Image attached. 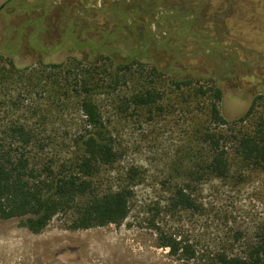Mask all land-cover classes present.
I'll use <instances>...</instances> for the list:
<instances>
[{
    "label": "rangeland",
    "instance_id": "obj_1",
    "mask_svg": "<svg viewBox=\"0 0 264 264\" xmlns=\"http://www.w3.org/2000/svg\"><path fill=\"white\" fill-rule=\"evenodd\" d=\"M5 2L0 0V6ZM120 2L128 5V0H10L0 9V125L17 122L31 128L37 136L33 155L39 158L43 146L41 156L58 169L74 153V135L86 129L81 98L72 88L82 76L85 87L98 92L93 100L117 153L91 181L99 192L131 191L129 213L118 224L72 230L76 211L70 209L34 234L20 218L0 219V264H214L219 254L243 256L264 222V169L241 161H233L227 180L206 181L194 192L202 205L199 213L171 207L168 187L182 185L200 153L205 154V144L198 141L208 126L205 101L193 95V87L176 91L165 76L159 82L163 98L153 106L125 102L122 90L113 86L112 66L132 61L134 54L122 44L103 53L84 40L100 39L104 24L121 20L111 15ZM205 3L209 10L197 28L182 20H173L174 26L187 35L180 49L188 65L194 66L196 52H210V65L226 73L222 112L234 118L255 96L264 98V0ZM155 10L159 27L150 29L162 39L172 31L161 24L164 11ZM183 16L190 18L188 12ZM78 26L86 31L77 33ZM165 53L169 59L170 52ZM169 239L183 241L184 259L163 246Z\"/></svg>",
    "mask_w": 264,
    "mask_h": 264
},
{
    "label": "trees",
    "instance_id": "obj_2",
    "mask_svg": "<svg viewBox=\"0 0 264 264\" xmlns=\"http://www.w3.org/2000/svg\"><path fill=\"white\" fill-rule=\"evenodd\" d=\"M205 2L208 0H198L195 4L191 0H128V5L114 3L116 8L111 9V15L121 16V20L114 22L113 18L112 22L104 24L100 39L84 38L88 46L103 53L106 52L103 49L108 51L116 44H122L124 50L134 54L128 63H114L115 73H111L113 86L122 90L128 105L151 107L162 100L159 82L165 76L170 77L176 91L193 87V95L205 101L203 107L208 126L203 133H198V141L206 146L203 149L205 154L200 153L182 185L168 187L172 191L171 207L178 212L192 210L199 213L202 205L196 201L194 192L206 181L227 180L233 161L264 169V98L255 96L242 115L234 118L225 116L222 104L229 79L226 73L210 65L214 59L210 52H196L195 64L191 66L187 63L189 57L180 49L188 38L184 31H179L182 29L180 26H174V21L182 20L181 23L197 28L209 10ZM84 7L86 12L91 9ZM155 7L164 11L166 19H160L161 24L172 31L162 39H156V34L150 29L152 24L159 27L153 20ZM187 12L190 18L185 20L183 15ZM145 17H152L153 21L146 22ZM78 27L81 29L78 28L80 31L76 30L77 33L86 31V27ZM167 51L170 52L169 59L165 57ZM94 65H99V60L93 62ZM97 74L103 78L105 72L99 70ZM70 79L68 77L65 83L68 84ZM74 83L72 88L76 97L81 98L79 109L86 129L74 135V153L62 161L58 169L41 156L43 146H39V158L33 155L37 136L31 128L17 122L0 125V219L20 218L23 226L34 234L43 231L55 215L70 209L76 211V219L70 226L72 230L118 224L129 213L130 190L117 188L99 192L91 181L101 167L116 160L117 153L112 131L105 126L99 106L93 100L97 90L86 88L82 76ZM79 198L84 201L78 203ZM261 224L243 256L219 254L214 264H264V222ZM163 246L169 248L172 256L186 257L187 247L181 240L169 239Z\"/></svg>",
    "mask_w": 264,
    "mask_h": 264
},
{
    "label": "flooded vegetation",
    "instance_id": "obj_3",
    "mask_svg": "<svg viewBox=\"0 0 264 264\" xmlns=\"http://www.w3.org/2000/svg\"><path fill=\"white\" fill-rule=\"evenodd\" d=\"M9 1H10V0H7V2L3 3V4L0 6V9H2L3 6H4L5 4L9 3Z\"/></svg>",
    "mask_w": 264,
    "mask_h": 264
},
{
    "label": "built area",
    "instance_id": "obj_4",
    "mask_svg": "<svg viewBox=\"0 0 264 264\" xmlns=\"http://www.w3.org/2000/svg\"><path fill=\"white\" fill-rule=\"evenodd\" d=\"M155 186H157V184Z\"/></svg>",
    "mask_w": 264,
    "mask_h": 264
}]
</instances>
